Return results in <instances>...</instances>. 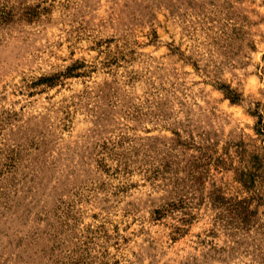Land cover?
<instances>
[{"label": "rangeland", "instance_id": "374dc122", "mask_svg": "<svg viewBox=\"0 0 264 264\" xmlns=\"http://www.w3.org/2000/svg\"><path fill=\"white\" fill-rule=\"evenodd\" d=\"M0 264H264V0H0Z\"/></svg>", "mask_w": 264, "mask_h": 264}]
</instances>
